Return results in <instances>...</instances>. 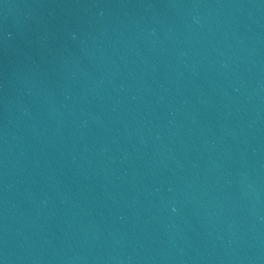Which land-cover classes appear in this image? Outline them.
I'll return each mask as SVG.
<instances>
[{"label":"water","instance_id":"obj_1","mask_svg":"<svg viewBox=\"0 0 264 264\" xmlns=\"http://www.w3.org/2000/svg\"><path fill=\"white\" fill-rule=\"evenodd\" d=\"M2 264H264V0H0Z\"/></svg>","mask_w":264,"mask_h":264},{"label":"snow or ice","instance_id":"obj_2","mask_svg":"<svg viewBox=\"0 0 264 264\" xmlns=\"http://www.w3.org/2000/svg\"><path fill=\"white\" fill-rule=\"evenodd\" d=\"M0 264H2V262H0Z\"/></svg>","mask_w":264,"mask_h":264}]
</instances>
